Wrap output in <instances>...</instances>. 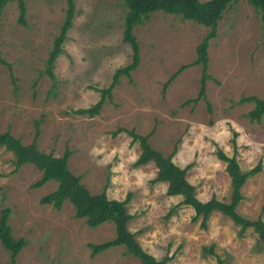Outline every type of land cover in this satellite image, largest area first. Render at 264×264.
<instances>
[{
  "label": "rangeland",
  "instance_id": "rangeland-1",
  "mask_svg": "<svg viewBox=\"0 0 264 264\" xmlns=\"http://www.w3.org/2000/svg\"><path fill=\"white\" fill-rule=\"evenodd\" d=\"M206 2L209 0H199ZM9 2L0 16V132L7 130L29 145L35 138L40 152L61 157L71 152L68 168L80 177L90 194L105 191L109 199L124 200L131 219L127 229L135 241L166 264H264V245L251 229L239 227L212 212L205 228L193 221V210L180 205V196L166 195V183H153V163L134 167L138 143L126 131L149 134V145L180 168L191 164L186 179L197 198L228 202L231 195L221 151L235 157L243 172L261 162V171L247 178L237 212L264 223V114L251 121L253 102L264 99V25L247 0H234L209 41L204 98H199L202 67L192 65L196 48L208 29L178 17L156 12L134 28L140 61L130 77L119 79L94 117L73 114L100 100L116 69L131 63L132 51L123 41L122 0H74L71 27L53 65L54 78L45 73L54 38L63 25L67 0ZM185 66L179 74L164 84ZM121 129V130H119ZM14 155L0 147V216L9 209L12 237L25 246L15 264H140L123 246L94 257L90 244L115 238L112 223L95 228L75 217L65 200L60 209L41 204L56 190L50 180L32 189L41 172L32 164L14 171ZM0 264H11L0 244Z\"/></svg>",
  "mask_w": 264,
  "mask_h": 264
},
{
  "label": "trees",
  "instance_id": "trees-1",
  "mask_svg": "<svg viewBox=\"0 0 264 264\" xmlns=\"http://www.w3.org/2000/svg\"><path fill=\"white\" fill-rule=\"evenodd\" d=\"M14 0H0V16L3 8L9 2ZM19 9V21L23 22L25 6L23 0H16ZM73 1L67 0L68 9L63 25L59 34L54 38L53 46L46 60L45 73L54 78L53 65L58 55L62 51V45L66 40V33L71 27L73 18ZM126 8L123 16V41L131 47L132 59L127 66L115 70L112 76V82L107 89L98 90L100 100L87 109H77L73 114L94 117L104 104L105 98L110 99V91L118 84L119 79L123 76L129 78L132 71L139 65L140 55L139 46L134 35V28L143 24L150 19L151 14L161 12L163 14L178 17L181 21H190L208 29L206 36L201 40L196 48V59L192 65H201L202 77L200 91L196 99L192 102L196 103L199 98H204V86L207 77V49L209 41L216 36V28L218 22L226 8L234 0H209L201 2L199 0H122ZM248 3L257 11L260 20L264 25V0H247ZM264 37V34H263ZM5 64L0 56V65ZM185 66L174 73V75L164 84H167L179 74ZM240 102H253L254 108L248 113L251 121H260L264 114V99L254 96L243 97ZM121 130V129H119ZM133 142L138 143L140 154L133 163L134 167L143 166L147 163H153L156 168V176L153 183H166V195L180 196L182 200L180 205L190 207L195 221L199 217L202 219L201 226L205 228L209 215L216 211L223 216L229 218L235 226L239 227L240 234L251 229L257 235L258 240L264 245V223L260 217L250 220L243 217L237 212V207L243 199L241 189L246 180L250 176H254L261 171V162L259 161L255 167L249 171L243 172L236 161L235 157H228L223 152H217V159L226 164V173L230 178L231 195L228 202H223L215 197H211L208 201L202 202L196 196L195 187L186 179L187 170L191 164L180 168L172 161V155L175 151L165 157L161 152L153 149L149 143L147 135H138L133 131H126ZM35 138L29 145L21 144L20 140L13 137L9 130L4 133L0 132V147L14 155L13 161L14 171H17L24 164H32L36 170L41 172V178L34 182L32 189L43 186L46 182L53 180L58 183L57 188L52 193L40 199L41 204L52 205L56 209H60L65 200H68L75 209V217L85 219L87 226L95 228L105 222L112 223L115 228V238L98 244H90L91 256H95L102 251L116 246H123L125 254L140 260V264H166L169 260L164 257L157 260L147 254L140 245L135 241L134 234L127 229V223L131 219V215L127 213L126 205L129 202L130 194L124 200L109 199L102 191L99 194H90L88 190L81 184V179L72 174L68 168V160L71 152L67 149L61 157H54L52 153H43L37 149ZM264 211V204L262 206ZM9 209H4L0 216V244L2 248L10 253V263L15 264V258L22 247L25 246L24 239H14L11 234V228L8 225ZM207 252L216 257L218 264H223L218 256L213 252V246L207 249Z\"/></svg>",
  "mask_w": 264,
  "mask_h": 264
}]
</instances>
